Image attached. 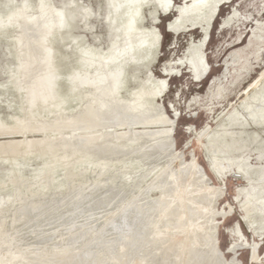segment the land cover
Segmentation results:
<instances>
[{"label": "water", "instance_id": "95a60500", "mask_svg": "<svg viewBox=\"0 0 264 264\" xmlns=\"http://www.w3.org/2000/svg\"><path fill=\"white\" fill-rule=\"evenodd\" d=\"M0 264H264V0H0Z\"/></svg>", "mask_w": 264, "mask_h": 264}]
</instances>
